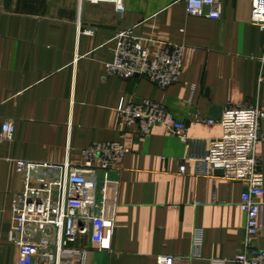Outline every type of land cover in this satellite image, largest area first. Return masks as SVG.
Wrapping results in <instances>:
<instances>
[{
	"label": "crops",
	"instance_id": "crops-1",
	"mask_svg": "<svg viewBox=\"0 0 264 264\" xmlns=\"http://www.w3.org/2000/svg\"><path fill=\"white\" fill-rule=\"evenodd\" d=\"M253 0H222L219 19L192 16L184 0H0V136L16 124L12 143L0 139V264H19L9 239L20 205L23 160L79 164L94 143L121 141L129 153L106 173L89 176L86 200L114 217L109 250L92 245L93 225L74 246L88 249L86 264H157L161 255L198 258L191 264H232L244 250L246 216L239 203L246 184L222 175L195 174L188 155H201L221 137L227 106L264 109V29L251 21ZM94 28L92 34L85 31ZM133 28L156 51V40L185 45L180 82L162 89L135 76L109 75L116 31ZM123 97L163 102L187 126L191 144L158 125L144 138L122 128ZM264 133V121L261 125ZM124 133L125 136H124ZM262 156L264 144L256 148ZM186 165V172L180 166ZM262 221L264 223V195ZM264 249V236L257 240Z\"/></svg>",
	"mask_w": 264,
	"mask_h": 264
},
{
	"label": "built area",
	"instance_id": "built-area-1",
	"mask_svg": "<svg viewBox=\"0 0 264 264\" xmlns=\"http://www.w3.org/2000/svg\"><path fill=\"white\" fill-rule=\"evenodd\" d=\"M81 1L110 3L120 16L126 12V0ZM184 1L189 15L211 19L222 16V0ZM251 21L264 29V0L252 1ZM85 32L92 34L95 29L89 28ZM114 40V58L105 65L109 75L127 79L143 77L162 89L181 81L185 45L156 40L158 47L152 52L144 45L145 38L137 35L133 28L116 31ZM260 83H264L263 76ZM118 112L125 131L137 126L139 134L147 138L156 126L165 125L183 142L192 143L186 124L177 119L163 102L123 97ZM197 121L220 124L223 133L221 137L209 140L201 155H188L186 160L194 162L195 174L211 176L222 170L224 178L246 184L239 203L246 216L244 250L234 257L232 264H264V249L257 246L258 238L264 236L260 201L264 195V174L262 156L256 152L261 140L264 144V133L261 132L264 109L259 104L227 106L219 119L199 116ZM15 134V122L5 121L0 139L12 143ZM128 153L125 143L112 141L87 147L79 164L69 160L61 163L22 161L20 205L16 223L9 233L10 241L18 247L19 264H86L88 249L74 244L87 232L88 221L93 225V247L98 250L111 248L114 217L106 216L104 207L88 202L85 189L89 176L116 169L118 162ZM186 169L185 164L180 166L181 173ZM195 247L196 252L189 257L161 255L157 264H191L200 255L199 231L195 234Z\"/></svg>",
	"mask_w": 264,
	"mask_h": 264
},
{
	"label": "water",
	"instance_id": "water-1",
	"mask_svg": "<svg viewBox=\"0 0 264 264\" xmlns=\"http://www.w3.org/2000/svg\"><path fill=\"white\" fill-rule=\"evenodd\" d=\"M215 173L216 174H219V175H222L223 174V171L222 170H217Z\"/></svg>",
	"mask_w": 264,
	"mask_h": 264
}]
</instances>
